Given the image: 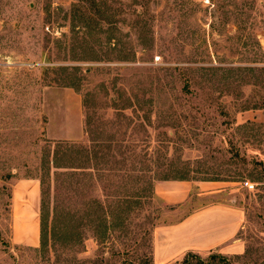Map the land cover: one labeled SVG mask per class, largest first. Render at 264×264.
<instances>
[{
  "label": "rangeland",
  "instance_id": "rangeland-1",
  "mask_svg": "<svg viewBox=\"0 0 264 264\" xmlns=\"http://www.w3.org/2000/svg\"><path fill=\"white\" fill-rule=\"evenodd\" d=\"M56 142L148 166L149 196L130 207L125 174L94 171L67 197ZM165 172L223 186L167 205L154 191ZM86 202L90 219L114 213L108 229L81 220ZM213 204L241 211L242 250L190 264L263 263L264 0H0V264H159L155 228ZM65 205L79 242L52 236Z\"/></svg>",
  "mask_w": 264,
  "mask_h": 264
},
{
  "label": "crops",
  "instance_id": "crops-1",
  "mask_svg": "<svg viewBox=\"0 0 264 264\" xmlns=\"http://www.w3.org/2000/svg\"><path fill=\"white\" fill-rule=\"evenodd\" d=\"M193 184L206 194L223 186L216 181L172 180L157 182L154 191L165 204L181 205L189 198ZM241 220L237 207L213 204L195 209L174 223L160 225L154 230V261L162 264L178 260L187 252L215 248L222 254L241 252L242 245L235 239Z\"/></svg>",
  "mask_w": 264,
  "mask_h": 264
},
{
  "label": "trees",
  "instance_id": "trees-1",
  "mask_svg": "<svg viewBox=\"0 0 264 264\" xmlns=\"http://www.w3.org/2000/svg\"><path fill=\"white\" fill-rule=\"evenodd\" d=\"M97 11L99 10L97 9ZM142 15H145L144 11L138 13V16ZM183 89L185 92H189L187 83L183 85ZM111 151L112 149L110 145L104 144L79 145L69 142H56L52 149L51 163L52 167L58 170L59 173L57 174L64 175V178L61 179V181L59 182L57 189L59 188L60 190V188H63L64 193L68 197V193L74 192L75 190L73 187V183L76 184L77 182H79L77 180L75 183V181L73 180L74 175L76 174L81 175L76 177L81 178V183L84 185L85 190H89L92 186L91 179L94 171L97 173V179L100 181H102L103 179L105 180V178L108 179L109 176L115 175L117 172H122L127 178L123 189L125 194V198L123 201L127 202L128 206L131 207L133 204L138 202L137 200L139 198H146L147 196H149L147 193L149 192V190H151V185H149V182L147 184L146 175L151 172V169L148 166H140L138 168L136 165L133 164V162L127 163V157H124L120 163L115 162V164L112 165L110 163V157H113ZM122 154L123 152L120 153L121 157L124 156ZM60 161H62L63 164ZM160 167L161 166H157V170H159ZM155 172L153 174H155ZM168 179L187 180V177L185 175H175L170 177L169 173L165 172L159 180L163 181ZM137 184H140L141 187H136V189H134ZM91 202L95 203V201L93 200ZM91 202H86V209L83 211L81 220L85 221V223H91L90 220H93L96 222V226H98L99 228L101 226H104L105 229H108L109 223L112 221H110V218L115 217L114 213L103 211L102 215H98L95 218L93 217V219H90L92 210L90 208V205L92 204ZM98 204L101 203L98 202ZM44 205V198H42L40 210L41 222L45 219V217L43 218L42 216V210L44 208ZM65 208V212H62L63 219L59 220V223H61L62 225H55L56 223H58V220L54 218L51 219L50 230L53 231L52 236L61 237L64 243L69 242L71 240L79 242V240L81 239V232L80 234L76 233L75 239L73 238V232H71L68 228V224L70 223L73 214L69 209L68 205H65ZM129 213L130 210L126 211V215H129ZM55 215H57L56 211ZM123 215L124 213L122 214V222L124 220ZM55 226H57L56 231ZM193 256H195L194 253L187 252L183 257L182 264H190V258ZM217 258L221 262H223V264H230L227 258L222 255H218ZM260 264H264V262Z\"/></svg>",
  "mask_w": 264,
  "mask_h": 264
},
{
  "label": "built area",
  "instance_id": "built-area-1",
  "mask_svg": "<svg viewBox=\"0 0 264 264\" xmlns=\"http://www.w3.org/2000/svg\"><path fill=\"white\" fill-rule=\"evenodd\" d=\"M244 185L247 187V188H250L252 189L254 187V185L252 183H250L249 181H245L244 182Z\"/></svg>",
  "mask_w": 264,
  "mask_h": 264
}]
</instances>
